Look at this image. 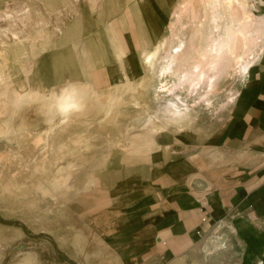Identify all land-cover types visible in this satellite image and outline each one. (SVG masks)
<instances>
[{"label": "crops", "instance_id": "0c3cea01", "mask_svg": "<svg viewBox=\"0 0 264 264\" xmlns=\"http://www.w3.org/2000/svg\"><path fill=\"white\" fill-rule=\"evenodd\" d=\"M248 1L253 14L264 21V0ZM170 2H57L55 9L49 10L58 16L51 40L54 45L38 55L37 77H33L40 88L47 89L54 84L53 71L58 75L56 98L62 91L74 93L78 107L57 111L68 115L101 113V130L105 123L121 127L110 114L121 112L122 87L139 80L134 69H140L142 63L146 66L145 56L157 50L173 31L172 16L169 35L143 53L161 27L165 28L167 22L161 17L168 16ZM262 47L242 74L223 117L206 118L197 110L201 107L197 102L186 104L188 109L180 118L172 119L163 111L166 117L158 128L156 120L149 119L150 126L138 129L132 146L126 148L123 136L121 142L118 136L106 142L102 137L96 139L99 142L84 139L85 145L104 142L111 146L97 153V158L111 163L102 174L107 183L99 178L105 193L103 202L91 211L90 221L99 228L103 249H94L91 257L98 261L90 259V264H185L196 237L212 225L222 221L232 224L239 215L264 223ZM49 65L52 70L47 69ZM147 75L155 78L148 68ZM106 97L108 103L92 107L107 101ZM138 125L137 119L132 128ZM91 185L89 192L95 190Z\"/></svg>", "mask_w": 264, "mask_h": 264}, {"label": "rangeland", "instance_id": "374dc122", "mask_svg": "<svg viewBox=\"0 0 264 264\" xmlns=\"http://www.w3.org/2000/svg\"><path fill=\"white\" fill-rule=\"evenodd\" d=\"M42 1L0 0V264H90V259L98 261L91 257L94 249H103L99 228L90 216L105 196L99 178L107 183L102 174L111 162L97 158L111 147L104 142L116 136L121 142L123 136L126 148L132 146L138 129L150 126L149 119L156 120L157 128L166 115L176 119L166 109L173 95H180V107L198 102L201 107L197 110L206 118L223 117L242 74L239 67L222 72L211 90L203 85L194 88L191 82L179 85L167 77V92H162L156 73L162 62L159 53L158 64L151 69L155 78L147 75L151 66L142 63L143 69H134L139 80L122 87L121 112L110 114L121 127L105 123L101 130V113H62L64 102L77 107L78 102L73 92L62 91L56 98L57 74L52 71L54 84L47 89L40 88L33 78L37 77L38 55L54 45L51 40L58 16L49 10L64 2ZM191 9L190 0H171L168 16L161 17L167 22L165 28L161 27L143 53L169 35L172 16L170 35L187 37L190 46L195 28ZM106 98L92 107L108 103ZM61 119L66 122L60 123ZM137 119L138 127L132 128ZM100 137L102 144H84L86 138L97 141ZM90 182L95 186L92 192ZM185 264H264V223L239 215L232 224L222 221L212 225L196 237Z\"/></svg>", "mask_w": 264, "mask_h": 264}, {"label": "bare ground", "instance_id": "6f19581e", "mask_svg": "<svg viewBox=\"0 0 264 264\" xmlns=\"http://www.w3.org/2000/svg\"><path fill=\"white\" fill-rule=\"evenodd\" d=\"M190 2L195 21L191 45L187 46V37L172 34L168 36L171 37L170 43L164 39L157 50L155 48L144 58L151 70L161 54L159 59L162 62L156 73L163 84L160 87L162 92H167V77L179 85L191 82L194 88L203 85L211 90L222 72L236 67H239L241 74L246 72L264 46V21L253 14L248 0ZM173 97L166 109L172 111L171 116L180 118L188 108L178 105L180 95ZM76 107L75 103L69 101L62 104L65 111Z\"/></svg>", "mask_w": 264, "mask_h": 264}]
</instances>
